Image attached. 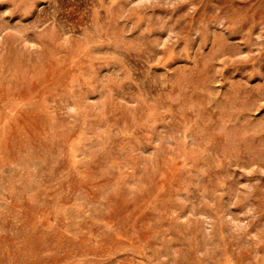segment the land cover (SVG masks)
Listing matches in <instances>:
<instances>
[{
  "label": "rangeland",
  "instance_id": "obj_1",
  "mask_svg": "<svg viewBox=\"0 0 264 264\" xmlns=\"http://www.w3.org/2000/svg\"><path fill=\"white\" fill-rule=\"evenodd\" d=\"M0 264H264V0H0Z\"/></svg>",
  "mask_w": 264,
  "mask_h": 264
}]
</instances>
